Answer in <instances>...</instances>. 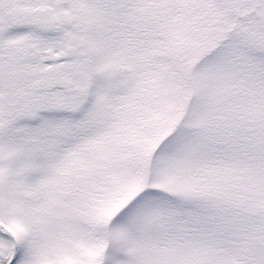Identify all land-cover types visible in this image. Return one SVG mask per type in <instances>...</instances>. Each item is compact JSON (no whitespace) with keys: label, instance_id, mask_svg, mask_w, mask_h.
Listing matches in <instances>:
<instances>
[{"label":"snow or ice","instance_id":"snow-or-ice-1","mask_svg":"<svg viewBox=\"0 0 264 264\" xmlns=\"http://www.w3.org/2000/svg\"><path fill=\"white\" fill-rule=\"evenodd\" d=\"M0 264H264V0H0Z\"/></svg>","mask_w":264,"mask_h":264}]
</instances>
